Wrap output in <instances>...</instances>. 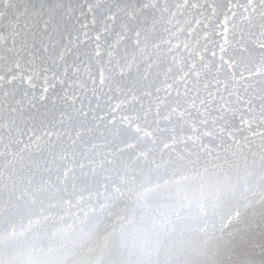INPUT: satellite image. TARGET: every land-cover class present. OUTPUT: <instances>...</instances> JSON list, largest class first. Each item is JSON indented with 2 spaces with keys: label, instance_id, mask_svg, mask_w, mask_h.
<instances>
[{
  "label": "bare ground",
  "instance_id": "obj_1",
  "mask_svg": "<svg viewBox=\"0 0 264 264\" xmlns=\"http://www.w3.org/2000/svg\"><path fill=\"white\" fill-rule=\"evenodd\" d=\"M179 1L0 0V113L2 114L3 111V114H7L12 110H15L16 114V110L22 111L21 113L24 112L25 115H22L24 118L22 117L21 119L22 122L24 121L23 124L20 119H18L21 117V113L20 115L15 114L18 117V123L21 125H16L19 129L24 127L25 124L27 125L25 122L27 120H25V118H28V114L31 115L33 109L43 107L40 109L41 112L38 115V119L45 117V120L47 118L46 116H48L49 120L51 119L48 123L46 122L47 124L43 123V127H45L46 130L50 122H53L54 120V111H57V113L60 111V114H62V105L64 103L68 104V102L73 99L71 102H75L76 105L78 103L77 106L80 111H82L87 118L97 123L98 127L95 126L96 124H93L94 127H96L94 130H97L101 126L102 129L97 130L96 132L104 136L106 135V137L108 136V133L106 134L103 131H110L112 128L109 127L114 123H112V120L115 115H113L114 113L110 115V113L115 110L116 106L119 107L117 104H120L122 110L120 108L121 111L118 109L119 114L118 111H115L117 112V116L114 117V121L117 119L116 122L118 124H116V122L114 124L117 127H113V125V130L110 131L114 132L117 130L115 128H118L119 133L116 132L117 135H115L114 132V135L118 137L119 134H129L127 126H132V123L134 124L135 121L133 122V120H135L134 118L138 113V110L136 111V109L139 107L142 106L141 109L144 111L140 112V114L142 113L145 117L148 116V112H157L158 115H162L163 110H166L168 107L171 109L172 103L170 104V102H173L175 98L171 101L169 99L170 102L166 101L165 99L168 94L165 98L164 88H166L168 93L173 91L174 96L175 91L178 93L181 90L183 91V89L185 90V88H183L185 84H188L187 87H192L189 83L191 84V80L195 81L196 77L202 80L200 85L199 82H197L200 80L195 81L197 84L194 82L198 87H203V83L204 87L205 85L208 86L203 88L207 90L206 92L203 90L204 93L202 92L201 94L202 99L201 97L198 98L203 101L202 106L205 104L204 113L207 112L206 114L208 115L207 123H205L206 115L203 113L204 110L200 112L199 109L198 111L200 105L198 106L196 104L198 102L194 103L195 99L193 103L198 106L196 107L197 110L192 112V109L196 106L195 105L192 107L191 111H186L188 112V114H186L187 117L190 118L189 120H191V114H197L195 115L196 118L193 116V119H196L197 121V119L200 118V122L198 120L197 123L194 122V124H198L199 122L201 123V126L199 124L198 126L194 125L195 129L191 130L192 127L189 123L193 120L188 124L185 123L188 118L184 116V109H181L183 105L181 106L180 102L182 100L180 101L177 99V101L179 100V103L175 101V103L177 105L179 104L181 108L178 107L179 105L177 108L176 104L173 102L175 105H172V109L175 110L174 107H176L177 110H183L182 112L184 113L181 116L186 118H184V124L182 123L184 119L178 117L182 114L181 112H177L179 115H173L174 112L168 113L169 115H172L170 118L175 119L173 116H177V119H175L176 121L182 118L183 120H179L182 124L178 123V121L177 123L180 125L186 124L187 128L190 126L188 129L192 131L191 138L195 136V141H197V139L198 141L202 140L203 142H201L205 143V147H202V145H200L201 147H198L200 141H197L196 148H194L195 141H192L193 139H188L190 137L184 138L187 134L183 135L184 131L182 130L180 131L181 133L177 131L180 127L177 128L178 126L175 125L177 123L173 119H171L173 123H175L173 124V129L167 127L172 125V122H169L170 118L168 117V114H166L170 109L163 112L162 115V117L167 115V118L164 121L167 122V119L169 118L168 122L171 123V125H168V122L166 124V122L163 121L166 125V130L164 127L165 125H162L163 127L161 126V124L164 123L158 122L159 117L160 121L164 118L157 116L156 119V114H154V116L152 115L153 117H150V119H155V121H152L151 119V126L153 123L155 126L158 123L156 126L157 128L161 126L164 128V131H169V129H171L168 134L169 137H171L172 131L177 128L175 131L176 135L173 133L174 137L180 133V135H183V139H187L186 141L191 140L190 143H193V145H191L192 147L188 145L189 141L188 144L185 141V145L183 144L184 142H182L183 145L178 143L179 145L174 147L172 145L175 142H173V144L170 143V145H172L169 146L168 141L166 142L170 148L168 150L167 145L160 139V142H163L164 145H166L165 147H161L166 154H158V152L163 153L162 150L159 151V149L154 151V148H157V146L153 148V152L150 151L151 154H144V158L146 160L149 159L151 162L155 159H162L163 161L160 163L162 164V162H164V166H166L167 163L172 164L173 160L174 162L175 160L177 162L179 160L180 165L186 166L185 170L186 168L189 169V171H186V174H183L182 177H178L174 174L175 176L170 178L163 176V173V175H157V173L152 175L150 173L152 171L151 169L143 171L146 164H144L145 167L142 164L140 166L139 161L138 166L135 164L136 162L133 164H135V167L140 166L139 169L144 167L142 168V171L139 169L134 171V169L132 172L130 171L131 173L129 172L127 174L122 171L124 174H115L114 176L112 175L113 173H111L113 171L112 169L99 170L92 167L94 164L92 160H86L85 158L83 162L81 161V165L75 168H71L69 165L63 166V163L67 164L65 160H59L58 165L61 164L62 166H53V168L51 167L52 169L46 167V165L25 166L24 164V166L19 167L15 162H7L8 159H12V156H14V151H11L12 155L7 150L5 153L3 148H7L8 145L9 149L11 146L13 148L18 143V141L17 143L15 142L19 139V136H17L18 139H15V136H11V139L14 137V142L11 139L7 142V138L5 139L3 137L6 133H4L5 135L1 134L2 137H0V139L4 138L5 140L3 139L2 141H4L5 144L6 142L9 143V141L12 142V144H15L11 146V143L5 146L2 145L3 150L2 152L0 151V257H2L0 260L3 258L24 256L25 254L24 252L22 253V247L25 242L29 241V237H37L42 238L43 240L45 238L49 240L50 244H52L47 251L43 249L44 251L41 250L43 253L34 255L37 259H40L41 264H46L49 260H53V262L56 260L53 264H94L95 261L100 263V254H96L101 251H103L101 252L103 254L105 252L103 259L107 255H110V258L112 259L115 257V254H118L117 258H119L121 262L124 261V264H197L193 263L191 260H199L201 263L207 264L211 261H218L226 256H229L230 258L234 256V258L239 259L247 253L250 254L251 258H254L257 264H264V247L260 248V245H258V243L264 244V0H187L190 5L185 4L186 0L184 3L185 5H181L184 0L180 1V4ZM191 3H193L192 6ZM175 4H177V7L180 5L183 7H178V9H181L182 11H180V14H177L179 10L177 9L176 11ZM172 6H174V8ZM171 8L177 13H173L170 16L169 13L171 12ZM66 10H69V15H66ZM165 16H167V18L170 16V18H168L167 21L165 20L166 22L161 23ZM130 24H133V27ZM116 42L121 43V45L127 50L126 54L118 57L119 60L125 64L123 69L124 74L120 72L124 75V81L120 84L118 83V86H120L121 90H126L129 95L126 93L127 96L123 97V93L121 94L122 96L118 93L113 94V96H111L112 100L110 98V103L112 106L116 104L114 108V106H106L109 103V100L104 99L107 104L105 102H99L100 98H103L105 90L102 92L103 95H100L101 92L98 93V96L100 95L99 97L95 94L97 90L96 92L94 91L97 87L100 89L99 85L102 84V82L104 83L109 80L110 77L109 79L106 80L105 78L104 80V75L98 77L92 74L90 75V71H87L86 75H90V77L92 76V80L87 76L90 78V81H87L86 75H84V73L82 74V72H84L83 68H85V65L90 68L93 66L94 69H96L97 66L101 65L102 60L107 59L106 57L97 56V53L95 52H93L95 55L90 54L91 51H89L90 53L87 52L88 49L92 50L90 49L92 44L96 46L95 43H98V46L100 45L103 46V48H106ZM96 49L92 51H95ZM98 50L100 51V49H97L96 52H98ZM38 52L42 54L44 53L42 59L40 57L42 55L40 53L38 54ZM85 53L86 55H84ZM34 55H37L40 57V60L43 61L41 62L39 60L44 64L41 70L33 68V66L37 64L35 62H38L37 60L39 59L36 56L37 60L35 61ZM78 63L79 66L77 65V69L81 67L80 64L82 65L84 63V66L80 68L82 72L80 69L77 70L78 72L80 71L79 74L76 70L75 72L78 76H84L75 77L74 74H77L72 73V70ZM116 64H118V62ZM37 65H39V62ZM86 68L85 71L88 70V68ZM116 71H118V69ZM193 77H195V79H190ZM91 81L92 83L88 84V82ZM113 81V84H115V79ZM118 81H116V83ZM182 83L184 84L182 85ZM92 84L95 85L92 86ZM195 84L192 88H194ZM118 86L116 87L117 89ZM113 89H115V87ZM197 89L198 88L192 90H194L195 96L197 95L198 97L200 96L198 95L200 94V88L199 91ZM188 90L190 91L191 88ZM111 91L114 92L116 90ZM191 92L193 93V91ZM184 93L186 94V92ZM192 93H189L190 97L194 94ZM91 95L92 99H90ZM105 95L107 96V92ZM180 95L176 97L178 98ZM170 96L173 97L172 95ZM97 97L99 100L96 103H105L104 107L101 108L103 109L101 111H99V108H96L98 105L95 102L93 103V100ZM181 97L182 96H180V98ZM192 100L193 99L191 98V101ZM55 106L56 108L53 110ZM63 106L65 107V105ZM74 106L73 108H75ZM99 106H101V104ZM94 107L99 109L94 112L95 116H93L94 114L92 113V111L96 110ZM5 109H7L8 112L5 111ZM75 109L70 111H76ZM111 109L112 111H110ZM141 109L139 108V110ZM172 109L170 110L171 112ZM133 111L134 113L136 111L135 115ZM196 111L198 112L196 113ZM82 112H80L82 114L81 116H83ZM98 112H101V114L98 115ZM70 113L72 114V122H74L73 118L77 122V119L74 117L75 115L73 116V113ZM80 113H78V115ZM198 113L202 116L199 114V117ZM6 114L3 116L0 115V120L3 119L2 117L6 116L5 120H7V122L2 120V122L5 123V126H7L6 124L9 125L11 122H8V115ZM50 115L54 116L51 117ZM78 115L77 118H85H81V116L78 117ZM118 115L121 118H119ZM204 116L205 119L202 118L204 120L203 124L201 122V117ZM120 119L121 121H118ZM44 120L42 122H44ZM56 121H58V118ZM60 121H64V119L61 117ZM13 122L9 126L10 131L12 130L11 126L14 124ZM30 122L31 121H29V123ZM76 122H74L76 125L74 124L72 128H75V126L76 128L79 127L77 126L78 122L81 127H84L86 124L84 123V125H82V121ZM127 122H129V124ZM105 123L108 126H105ZM55 124L50 125L55 127L50 129L51 133L52 130L53 132L56 130L57 124ZM126 124L128 125L126 126ZM147 125H149V123ZM147 125L144 126L145 128L140 126V129L142 130L143 128V131L146 132L147 136L145 135L144 137H146L150 143L155 138L157 141L154 142L155 140H153V142L157 144V142H159L158 138L156 139V136H159L156 135L158 129L156 130L155 126V128H153V126L151 127L150 125V128L147 129ZM191 125L193 126V123ZM12 127L14 128V126ZM57 127L59 128H57L54 133H56L58 129L60 131V128H62L60 126ZM86 127L89 129L88 126ZM106 127L108 128L104 129ZM76 128L74 130L75 132L76 130L78 132L79 130ZM87 128H83L82 131L84 132L88 130ZM90 128L92 129V127ZM19 129H17L18 132L22 129L24 131V128ZM91 129L88 130V133L95 135V137L98 138V133L97 135L95 134L96 132L93 134ZM133 129H131V133L129 134H132V137L136 136V134L132 132ZM160 129L161 128H159L158 132L160 131L159 134L161 138L163 137L162 134L164 132H161L162 129ZM188 129L186 133L188 131L190 133V130ZM13 130L15 132V129ZM50 130H46L48 133L47 135L45 131L43 133H45V139L48 138L46 139L47 142L49 141L52 143L51 139L53 137L50 136V140L48 137ZM135 130L139 131V126L136 127ZM135 130L133 131L135 132ZM61 131L63 132V129H61ZM72 131L73 129H71L70 133L68 130L67 134L68 132L73 134ZM138 131H136V133L137 135H140ZM139 132L142 133V131ZM145 132H143V134ZM76 133V137L75 135L69 136L70 134L65 135V132L60 135L63 134L65 137L68 136V138L74 136L75 140H79L80 137ZM88 133L86 134L91 137ZM7 134H9L8 137L12 135L10 133ZM23 134L24 132H21V135ZM165 134L167 135V132ZM44 135L42 134L43 137ZM102 135L98 138L99 140H101ZM77 136L79 138H77ZM88 136H86L85 140H87ZM173 136L171 137L172 139ZM36 137L37 136H35V138ZM65 137L64 139L67 138ZM93 137L91 138L92 142L90 139L87 140L88 142H84V139V141L80 140L81 143L78 141L80 145H78L73 138L69 139H71L70 141L73 140L75 142V146L77 144L76 147L79 146L80 148V146L82 147L84 145L83 147H86L84 149L88 151L89 148L85 144L88 145L89 142L93 143L98 140H93ZM106 137H103L101 141L104 140L103 142L105 143V140H108ZM179 138L182 139L181 137H177V142ZM111 139L113 138L110 137V140ZM115 139L116 138H114V140ZM117 139L120 140V138ZM176 139L174 141H176ZM20 140L21 139H19V142ZM23 140H25V138ZM114 140L113 144L117 142V140H115L116 142L114 143ZM137 140L138 139H136V141ZM148 140H146L147 143H149ZM22 142L23 144H21ZM47 142L46 144H43V147L44 145H47ZM99 142L100 141L97 143L99 144ZM103 142L100 144H103ZM121 142L122 141L119 143ZM179 142L181 141L179 140ZM21 143L19 144L22 145L24 150V144L26 146V143L24 141H21ZM109 143L110 142H108V144ZM117 143L116 145L120 147ZM122 143L123 146H125L124 142ZM139 143L140 141H138V144ZM176 143L174 145H177ZM94 144L95 143L92 144V148L95 147ZM100 144H96V147L100 146L101 149V146L103 145ZM110 144L109 147L112 146V144ZM52 145H54V143H52ZM72 145L74 144L72 143ZM72 145H70L71 148ZM157 145L159 147L161 146L159 144ZM76 147L74 149H76ZM104 147H106V145H104L102 149H104ZM143 147H140L141 150ZM166 147L168 151L166 150ZM54 148L56 149V147ZM121 148H123L122 145L119 150H121ZM145 148H147V146H145ZM151 148L148 149L151 150ZM69 149L70 147H68V150ZM84 149L83 152L86 153L87 151H84ZM139 149L137 148L134 151L139 152ZM25 150L27 149L25 148ZM111 150L114 151L115 148L108 149V152ZM125 150L126 148L124 147V151ZM19 151L16 155H18ZM49 151L50 150H48V152ZM124 151H120V155ZM131 152L129 153L130 157L132 156ZM99 153L102 155L101 151ZM33 154L36 155V152ZM55 154H57L56 151ZM103 154L105 153L103 152ZM30 155L29 157H32V154ZM62 155H65V153ZM89 155L90 153H88V156ZM66 156L68 155L66 154ZM125 156L129 159L127 155ZM139 159L143 162V157ZM217 160H222V162H217ZM24 161V163H26V159ZM104 161L106 163L109 162V164L113 166L115 165L109 160ZM156 161L157 160H155V163L158 162ZM117 162L115 161L114 163ZM148 162L146 163L149 164L150 162ZM223 162L227 165L229 164V167L232 165L233 168L234 165H239L237 167L238 169L234 168L235 171H233L230 170L231 167L228 171L224 170L225 168H229L227 165L226 167H223L224 169L220 167L224 170L223 173H225V175H223L221 172L222 170H217L215 168L217 163L218 165L221 164L220 166L225 165ZM179 163L177 164L179 165ZM161 164L157 163L159 168L163 165ZM117 165H115V167H118ZM149 165L151 166V163ZM152 165L153 166L151 167L156 169V165L153 163ZM127 166L129 168V165ZM158 166L157 169H159ZM168 167L167 169L172 166ZM174 167L175 166L173 165V168ZM218 167L219 166H217V168ZM119 168L122 169L121 166H119ZM148 170L151 171L149 172ZM160 170L162 171V169H159V171ZM202 170L205 172L204 174L207 173L208 175L205 176L200 173L201 176H199L196 174ZM217 171H220L221 173L219 175L225 176L226 178L224 177V179H227V181L228 176L226 173H231L232 171L233 175L228 174L231 176V181L236 183H239L240 180L242 182L244 181V196L236 203L234 202L235 204L231 202L235 196L224 201H198L197 197L199 196H197V194L205 190L207 191L209 183L211 184L210 178L213 177L214 172ZM215 175L219 176L218 174ZM217 179L218 177L216 180ZM223 181L220 180L224 185L227 184V181ZM220 182H218V187H220ZM224 185L221 186L222 189ZM222 192H224V190ZM226 193H228V191ZM236 193L237 192L235 191L234 195H236ZM225 197L227 196L225 195ZM31 218L33 221L36 220L40 222L38 224L33 223V226H25V228L14 231L16 225L23 220ZM144 222L150 223V229L164 225L165 227L161 226V228L166 230L171 229V231H173L172 229L178 228L182 230V233H180L179 236L177 235L178 238H169L165 235H157L158 237L152 238L153 236L150 237L148 235L151 238L148 245L150 244L151 246H149V248L147 246V248L143 249V252L145 253L141 256V253L139 252L142 250L140 249V245L142 244L140 243L144 241V238H142V236L140 237L142 238V241L140 240V242H136L134 241L135 238L133 240L131 237L133 233L127 235L128 237L124 238V240L120 238V236L118 238L113 236L112 240L109 239L111 241L105 240L107 237L104 235L106 238L101 242L99 241V244L89 246L92 242L101 238L99 236L104 234V230L106 229L117 231L122 228L136 227ZM92 223H94L93 225L96 223L99 226H96L97 228L91 232H86L85 235H81V232L76 233L80 230V226ZM205 228L214 234V237L217 238H215L217 244H215L216 241H213L215 245L211 244V241L208 243V239L204 238L201 240L199 239L200 241L198 239L195 240L197 236L196 234L199 235ZM138 232L134 233L136 234ZM127 233L128 232H125V235ZM169 233L171 232L169 231ZM109 235L107 236L109 237ZM225 235L226 237H224ZM199 236H201V234ZM57 240H63L64 242H58ZM147 240L145 239L146 242ZM112 241L116 243L117 247L112 246ZM133 241L137 243L138 246L135 245ZM235 242L238 244L239 250L236 249ZM131 243H134V245L139 248H136L135 246L130 248L132 245ZM26 244H28V242ZM126 245H130V247L125 249L124 246ZM41 247L42 246H40V248ZM65 247H67V252L70 249L71 252L73 249L75 252L73 254L70 252L69 256L65 257L63 256V248ZM115 249H117V251L113 252L112 250ZM68 253L66 255H68ZM103 254H101L100 257H102ZM111 254H113V256ZM209 254L210 258H208ZM96 256L98 257L94 260V257ZM117 258L115 257L114 259ZM111 259H108L105 263L104 260L103 263L112 264L113 262ZM228 260L226 263L230 262V260Z\"/></svg>",
  "mask_w": 264,
  "mask_h": 264
},
{
  "label": "rangeland",
  "instance_id": "obj_2",
  "mask_svg": "<svg viewBox=\"0 0 264 264\" xmlns=\"http://www.w3.org/2000/svg\"><path fill=\"white\" fill-rule=\"evenodd\" d=\"M178 1H179V0H178ZM180 1H182V0H180ZM180 1H179V4H180ZM189 1H191V0H189ZM184 3H185V0L183 1V3H181V5H185V4H187V5L189 4V5H190V3H188L187 0H186V3H185V4H184ZM193 3H194V1H193ZM193 3H191V6H192ZM177 4H178V3H177ZM177 4L174 5V6L176 7V8H175L176 11H177L178 7L183 8V7H181V5L177 7ZM179 4H178V5H179ZM174 6H172V7L174 8ZM189 7H190V6H189ZM173 8L170 9V11H171V12L169 13L170 16H171V14H173V13H174V14L177 13V12H175V10H174ZM173 10H174V11H173ZM178 10H179V9H178ZM180 11H181V9L179 10V12H178L177 14H180V13L182 12V11H181V12H180ZM66 12H67L66 15H69V10H66ZM170 16H168V18H170ZM165 17H166V19H165ZM165 17H164L163 22L161 21V23H164V22L167 21L168 18H167V16H165ZM165 20H166V21H165ZM134 23H135V22H134ZM130 25H131V24H130ZM130 25H129V26H130ZM131 26L133 27V24H132ZM131 26H130V27H131ZM134 26H135V24H134ZM143 32H146V31H143ZM143 32H142V33H143ZM95 44H96V46L92 44V45H91L92 47H90V49L94 50V49H96V48L98 47L97 49H100V51L98 50V52H96L97 49H96L95 51H92V50H89V49H88L87 52L91 51V53H90V52H89V53H90V54H94V55H95V53H97V56L106 57L107 59L102 60L101 65H100V66H97L96 69H94V67L91 66V65H90V66H91L92 68L88 67L87 65L84 66V63H83L82 65L80 64V66H81V67L84 66L85 68H86V66H87L88 70L85 71V68H83V69H84V70H83L84 72H82V70L80 69L81 67L78 68V69H80V71L82 72V74L84 73V75H86V72H87V71H90V73H89L90 75L92 74V75H95V76H98V77L104 75V76H103V77H104V80H105V78H106V80H107V79H109V77H110L109 80L105 81L104 83L102 82V84H100L101 86L99 85L100 89H98V87H97V88H95V90H94L95 92H96V90H97V92L95 93L96 96H98V93L101 92L100 95H103V94H104L105 97L103 96L102 99L100 98V100H101V101H100L99 98H98V97L100 96V95H99V96L97 97L98 99L96 98V99L93 100V103H94V102L96 103L98 100H99V102H105V103H106V100H109V103H108V104L106 103V104H107L106 106H109V105L112 106L110 102H111V100H112L111 96H113V94L118 93L119 95H121V94L123 93V97L127 96L126 93L128 94V92H127L126 90H121L120 86H118L120 83H122V82L124 81V78H123L124 75H122V73H123V69H124V65H125V64L122 63L121 60H119L118 57L121 56V55L126 54V51H127V50H126V49L121 45V43H119V42L113 43L112 45H110V46H108V47H106V48H103V46H100V45L98 46V43H95ZM117 44H118V45H117ZM119 46H120V47H119ZM94 47H96V48H94ZM93 48H94V49H93ZM87 52H86V53H87ZM93 52H95V53H93ZM117 52H119V53H117ZM39 53H40V52H38V54H39ZM86 53H85L84 55H86ZM89 53H88V54H89ZM38 54H37V55H38ZM40 54L42 55V56H40L41 59H42L44 53H43V54L40 53ZM114 54H115V55H114ZM37 55H36V56H37ZM116 55H117V56H116ZM34 56H35V55H34ZM36 56H35V59H34L35 61L37 60ZM44 56H45V55H44ZM37 57H38V56H37ZM40 57H38L39 59L37 60V61L39 62V65H37L38 62H35V63H37V64L33 66V68H35V69H37V70H41L42 67L44 66V64L41 63V62H43V61L40 60ZM116 57H117V58H116ZM114 58H116V59H114ZM113 59H114V60H113ZM39 60H40L41 62H40ZM116 60H117V61H116ZM115 62H116V63L118 62V64H116ZM40 63L42 64V66H41ZM113 63H114V64H113ZM77 65L79 66V63L75 65L74 69L72 70V73H76V72H77V73L79 74L80 71H79V72L77 71V70H78V69H77ZM88 65H89V64H88ZM109 65H110V66H109ZM112 65H113V66H112ZM114 65H115V66H114ZM118 65H119V66H118ZM121 66H122V70H121ZM40 67H41V68H40ZM113 67H114V69H113ZM115 67H116V69H115ZM87 68H86V69H87ZM89 68H90V69H89ZM119 68H120V69H119ZM117 69H118V71H116ZM75 70H76V72H75ZM73 71H74V72H73ZM106 71H107V72H106ZM104 72H105V73H104ZM120 72H122V73H120ZM124 72H125V71H124ZM77 73H76V74H77ZM96 73H97V74H96ZM78 74H77V75L74 74V76H75V77L84 76V75H79V76H78ZM123 74H124V73H123ZM90 75H86V77H87V76L90 77ZM105 75H106V76H105ZM72 76H73V74H72ZM86 77H85V78H86ZM87 78H88V77H87ZM87 78H86L87 81L92 80V76L90 77L91 79H90V78L87 79ZM89 79H90V80H89ZM111 79H113V80L115 79V84H116V86H115V84H113L114 81L111 80ZM116 79H117V80H116ZM190 79H195V77L190 78ZM110 80H111V81H110ZM118 80H119V81H118ZM196 80H200V81H197V82H199V85H200L201 82H202V80H201L200 78H198V77H196L195 81H196ZM116 81H118V82L116 83ZM195 81L191 80V81H190L191 84L189 83V85H192V87H193V85L196 83ZM108 82H109V83H108ZM181 82H183V81H181ZM194 82H195V83H194ZM91 83H92V81H91V82H88V84H91ZM106 83H108V84H106ZM118 83H119V84H118ZM192 83H193V84H192ZM183 84H184V83H182V85H183ZM196 84H197V83H196ZM196 84H195L194 88H192L191 86H190V87H187L188 84H185L186 86L184 85V87H183V88H185V90L183 89V91L181 90L182 92L180 91V92H178V93L175 91L174 96H173V91H171V92L168 93V92L166 91V88H164V90H165V91H164V93H165V98H166V96H167V94H168V96H167L168 99L166 98L165 100L168 101V102H170L171 100H173V98H175L174 101H173L174 103H175V101H176L177 103H179L178 101H179V100H180V101L182 100V101L180 102V105H181V106L183 105L182 108L180 107L179 104H178V105H179V106H178V105L175 103V104H176V107L178 106L179 108L184 109L185 114H186V113L188 114L189 110L191 111L192 107H194L196 104H197L198 106H199V105L202 106V102H203V101L201 100V99H202V97H201L202 95H201V94H202L203 90H205V92H206V90H207V89H203V88L208 87V86H206V85H205V87H204V83L202 84L203 87H201V86L198 87ZM93 85H95V84H92V86H93ZM105 85H106V86H105ZM107 85H108V86H107ZM109 85H110V86H109ZM112 85H113V88L115 87V89L112 88ZM122 85H123V84H122ZM89 86H90V85H89ZM102 86H103V87H102ZM117 86H118V89L116 88ZM196 86H197V87H196ZM105 87H106V88H105ZM121 87H122V86H121ZM195 87L198 88V89H197L198 91H199V88H200V94H198V95H200V96H198V97H197V95L195 96L194 90H192V89H196ZM107 88H108V89H107ZM190 88H191V90L189 91L188 89H190ZM119 89H120V90H119ZM104 90H105V91H104ZM106 90H107V91H106ZM111 90H116V91H114V92H115V93H114V92H112ZM197 90H195V91H197ZM103 91H104V93L102 94ZM109 91H110V92H109ZM119 91H120V92H119ZM123 91H124V92H123ZM191 91H193L194 94H193ZM198 91H197V92H198ZM106 92H107V96L105 95ZM111 92H112V93H111ZM184 92H186V94H185ZM188 92H189V93H192L193 95L191 94L192 96L190 97V95H189ZM197 92H196V94H197ZM124 93H125V94H124ZM171 93H172V94H171ZM203 93H204V92H203ZM109 94H111V95H109ZM176 94H178V95L181 94L180 96H182V97H181L182 99L180 98V96L177 98L176 96H178V95H176ZM182 94L185 95V96H183ZM108 95H109V97H108ZM128 95H129V94H128ZM170 95H172L173 97H171ZM187 95H188V97H187ZM96 96H95V97H96ZM121 96H122V95H121ZM163 96H164V94H163ZM183 97H185V98H183ZM189 97H190V98H189ZM199 97H201V99H198ZM72 98H74V97H72ZM108 98H109V99H108ZM110 98H111V100H110ZM191 98L193 99L192 101H191ZM196 98H197V101H196ZM90 99H92V95L90 96ZM104 99H106V100H104ZM169 99H170V101H169ZM177 99H179V100L177 101ZM187 99H190V100H187ZM194 99H195V101H194ZM72 100H73V99H71V100L68 102V104L64 103L63 105H65V107L62 105V107H61V109L63 110V111H62V114H60V111H59L58 113H57V111H56V112L54 111V115H55V116H54V115H50L51 117L54 116V120H53V118H52V120H53V122H54V121H55V122L53 123V122L51 121L50 124L48 125L49 128L46 126V127H47L46 130L48 131V130H50V129H52V128H55V127H53V126H50V125H54L55 123L57 124V126L62 127V128H60V131H59V129H58L59 132L57 131L56 133H54V132L57 130V128H59V127H57V126H56V130L54 129V130H55L54 132H53V130H52V133H53V134L51 133V130H50V132H49V136H48V137H49V140L51 139L50 136H52L53 138L51 139V141H52V143H54V145H52V143H50L49 141L47 142L46 139H48V138L45 139V135H44L45 133H43L44 131L46 132L45 127H43V126H44L43 123L47 124L51 119L49 120V119H48V116H46L47 118H46L45 120H44L45 117H44V118L42 117V118L38 119V115H39V113L41 112L40 109L43 108V107H37V108L33 109V111H31V115H32V116H31L30 114H28V118H25V120H27V121H25V122L27 123V125L25 124L24 127H21V128H20V129L24 128V131H23V129H22L21 131H19L20 134H19V132L17 131V129H19V128H17L16 125L19 124V123H18V122H19L18 119H20V121L22 122V120H21L22 117H23L22 115H23V114L25 115V113H24V112L21 113L22 111H20V110H16V112H17L18 115H20V113H21V117L18 118V117L16 116L17 114L15 113V110H12V111L8 112V110L5 109V111L8 112L7 114L5 113L6 115H8V116H7V117H8V122H9V121H11V122L9 123V125L6 124L8 127L5 126V123H4V122H7V120H5V119H6V116L2 117V118H3L2 120H3L4 122H2V120H0V137H2L1 134L6 133V135L4 134L5 136H3V137H4L5 139L7 138V139H6L7 142H8V140L11 139V136H15V139H18L17 136H19V139H21L20 142H19V139L16 140L15 143H17V141H18V143H17L18 145L16 144L13 148H12L11 145H13V144H15V143L12 144V142L9 141V143L6 142V144H5V142L2 141L4 138L0 139V141H1V143H2V144L0 143V151H1V152H2V150H3V149H2V145L5 146V145H8V144H10V143H11V144H10V146H11L10 149H11V150L8 148L9 145L7 146V148H6V147H3L4 150H5V153L8 151V152H10V153L12 154V152L14 151V153H13L14 156H12V159H8L7 162H8V161H9L10 163H11V162H15V163H17L16 165L19 166V167H22V166H24V164H25V166H28V165H31V166H43V165H46V167H50V168L52 167V168H53V166H57V165H58L59 160H65V162H67V164H64V163H63V166H65V165H69V166H71V168H75V167H78V166L81 165V161L83 162V160H85V159H86V160H87V159H90V160H92V161L94 162V164L92 165V167H95V168H97V169H99V170H111V169H112L113 171H112L111 173H113V174H112L113 176H114L115 174H124L123 172H125V173L127 174V173H129L130 171L132 172L134 169H135L134 171H137V170L140 168L141 164H142L144 167H145L144 164H146V167H145V169H143V171H146L147 169H151V170H152V171L150 170L151 172H150L149 170H148V171H149L152 175H154V174H156V173H157V175L163 173V174H164V175L162 174L163 176L170 177V178H172V177L175 176V175H177L178 177H182L183 174H186V171H189L188 168H186V170H185V167H186V166H184V165H180L179 160H178V162H177L176 160H175V162H174V160H173V163L171 162V163L175 166V167L173 168V165H172V164H168V163H167L166 166H164V165H165L164 162H162V164L164 163L163 165L160 163L161 161H163L162 159H160V160L155 159V160L158 161V162L156 161L157 163H159V164L162 165V166L160 165L161 167L159 168V166L157 165V163H155V160H152V162L149 161V159L146 160V159L144 158V154H145V155H146V153H147V154H151L150 151L153 152V148L156 147V146H157V148H154V151H155V150H158V149H159V151H161V150L163 149V148L161 149V147H165L166 145H167L168 150H169V149H170L169 146H171V145L173 144V142H175V143L177 142V139H176V138H177V137H181V138H182V136L185 135V134H187V136H184V138L190 137V138H188V139H191V140L193 139L192 141H195V140H194V139H195V136H194L193 138H191V137H192V136H191V132H192L191 130L195 129V128H194V125L198 126V124H199V125L201 126V123H199V122H200V118L197 119V121L199 120L198 124H194V122L197 123V121H196V119H193V118H194L195 115H197V114H194V115L191 114V115H190V116H191V120H189L190 118L187 117V114H186V115L184 114V116H186V117L188 118V119L186 120L187 122H185V119H186V118L184 117V118H185V119H184V118L181 116V115H183V113H184V112H182L183 110L178 109V110H179V111H178V110L176 109V107H174L175 110H173V109H172V108H173L172 105L174 106L175 104L171 101L170 104L172 103V105H171L172 112L170 111V110H171L170 107H168L166 110H169V109H170V110H169L166 114H168V113H173V112H174L173 115H174V114L177 115V114H178L177 112H179V113L181 112L182 114H180V116H178V117H182V118L184 119V121H182L183 124H184V122H185L186 124H188L190 121L193 120L192 122L189 123L190 126L192 127L191 130H190V129H188V128H190V126H188V128H187V125H186V124H185V125H180V124H182V123H180L179 120H183L182 118H180L179 120H177L178 123H180V124H178L177 121L175 120V119H177V118H176L177 116H173V117L175 118V119H173V118H170V117H172V115H171V114H170V115L168 114V117L170 118V119H169V118H168V119H169L170 121L167 119V122H168V121H169V122H172V125H171V123L168 122V123H169L168 125H171V126H167V127H168V128H170V127H171V128L174 127L173 124H175V123H173V121L171 120V119H173V120L177 123V124H175L176 126H178L177 128L180 127V129L177 130V131H179V132H180L181 130L184 131V134H183V132H182L183 135H180V133H181V132H180V133L177 134V136L174 137L173 135L176 133V132H175L176 129H177V128H176V129L173 130L172 133H171V137L173 136V139H172L171 137L168 136V134L170 133L169 131H170L171 129H169V131H164V128H162V127L165 125L164 122H166V121H164V120H166V118H167V115H165V113H164V115H165L166 117H165V116L162 117V115H163V112H166V110H163V111H162V115H158L157 112H156V113H155V112H150V113L148 112V114H147L148 116H146V117H147V118H146L144 115H142V113L140 114V112H143V111H144V110L141 109V108H142V106H141V107H139L141 110H139V108L136 109V111L138 110V111H137V112H138L137 114H136V111H135V113H134V111H133L134 115L136 114V116H135V118H134L135 120H133V122L135 121L134 124L132 123V126H131V125H128L129 122H130V121H129V122H127L128 124H126V126L128 125L127 127H128V129H129V130H128V131H129V132H128L129 134L131 133V129L134 128L133 130H135L136 127H138V126H139V131H142V133L139 132L138 130H135V132L132 130V132H133L134 134H136V136H134V134H133L134 137H132V134H131V135H129V134L120 135V134H119L118 137H116L115 135H117V133H119V131H118L119 129H118V128H115V129H117V130L114 129V130H115V131H114V132H115V135H114V132H113V131H112V132H113V135H112V132H110V131L113 130V127L116 126V125H114L115 122L117 121V119H115L116 121H114V117L117 116V114H116L117 112H115V111H118V114H119V110H120V109L122 110V108H121L122 106H121L120 104H117V105H119V107L116 106V108L118 107L117 110H116V108H115V105H116V104H115V105H113L114 108H115V110H113V111H112V109L110 110V111H112V113H110V115L114 113L113 115H115V116L113 117V115H112L113 120L111 119L112 117L109 118V119L112 120V123L114 122V123L109 127V128H112V129H111L110 131H109V130H106V131H108V132L103 131V132L106 133V134L108 133V136L110 135L109 137H108V136L106 137V135L104 136V135L99 134L98 132H96L97 130H101V129H102L101 126H100L97 130H94V129H96V127H94L93 124H96L95 126L98 127L97 123H95V121L93 122V120L87 118L86 115H84V113H83L82 111H80V109L78 108V106H77L78 103H77V105H76L75 102H71ZM95 100H96V101H95ZM184 100H185V101H184ZM186 100H187V101H186ZM200 100H201V101H200ZM183 101H184V102H183ZM188 101H190V102H188ZM193 101H194V103H195V102H198V103H196V104L194 105ZM199 101H200V103H199ZM99 102H98V103H99ZM107 102H108V101H107ZM112 102H113V101H112ZM186 102H188V103H186ZM191 102H192V103H191ZM69 103H70V104H69ZM71 103H72L73 105H72ZM98 103H96L98 106H97V105H95V106H97L96 108H99L100 110H99V109H96V108L94 107V109H96V110L93 109V110H94V111H92L93 114H94V112L97 111V110H99V111L103 110V109H101V108L104 107V104H105V103H103V104H102V103H99V104H98ZM113 103H114V102H113ZM113 103H112V104H113ZM182 103H183V104H182ZM184 103H186V104H184ZM100 104H101V106H99ZM39 105H40V104H39ZM74 105H75V106H74ZM102 105H103V106H102ZM191 105H192V106H191ZM197 105L194 107V109H192V112H193L194 110H197V108H196V107H198ZM41 106H42V105H41ZM73 106H74L76 109L73 108ZM76 106H77V107H76ZM106 106H105V107H106ZM110 106H109V107H110ZM113 106H112V107H113ZM200 106H199V107H200ZM67 107H68V108H67ZM71 107H72V108H71ZM109 107H108V108H109ZM112 107H111V108H112ZM178 107H177V108H178ZM183 107H185V108H183ZM190 107H191V108H190ZM199 107H198V111H199V109H200V112H202V110H204V111H203V113H204V112H205V108H204V107H205V104H203V106H202L201 108H199ZM55 108H56V106L54 107L53 110H55ZM77 108H78V110H79L80 112L83 113V116H81L82 114L77 110ZM114 108H113V109H114ZM119 108H120V109H119ZM187 108H189V109H187ZM202 108H204V109H202ZM74 109H75L77 112H76V111H70V110H74ZM118 109H119V110H118ZM34 110H35V111H34ZM121 110H120V111H121ZM69 111L73 113V116L75 115L74 117L77 119V122H78V121H82L83 124L80 123V124H82V125H84V123H86L84 127H81V125H79V122L77 123V122L75 121V119L73 118L74 122H76V123L78 124L77 126H79V127H77V128H76V126H75V128L79 130L78 132H77V130H76L77 133H76L75 130H74L75 128H72V127L74 126L75 123L72 122V119H71V118H72V116H71L72 114H71ZM186 111H188V112H186ZM198 111H196V113H197ZM194 112H195V111H194ZM32 113H33V114H32ZM74 113H75V114H74ZM78 113H80V114L78 115ZM106 113H107V112H106ZM152 113H153V114H152ZM203 113H202V114H203ZM206 113H207V112H206ZM206 113H204V114L206 115V119H205V116H204V117H201V119H202V118L205 119V123H207V119H208V118H207L208 115H207ZM5 114H3V111H2V114L0 113V115H2V116L5 115ZM15 114H16V115H15ZM26 114H27V112H26ZM76 114L78 115V117L81 116V118H82V117H83V118L85 117V118H84V119L77 118V115H76ZM100 114H101V112H98V115H100ZM103 114H104V112H103ZM103 114H102V115H103ZM154 114H156V115H155V118H156L157 116H161L162 118H164V119H161L162 121H160V117H159V121H158L159 123H160V122L164 123V124H161V126L163 125L162 127H161V126H160V127L158 126L159 128L162 129V130L160 129L161 132H164V133L162 134L163 137H161V138H160V134H159L160 131L158 132L159 128L156 127V126L158 125L157 121H156V123H157L156 126H155L154 123L152 122V123H153V125H152L153 128L156 127V130L158 129L156 135H159V136H156V139L158 138V141H159V142H160V139H161V141H164V143L166 144V145H164L163 142H160L161 144H160L159 142H157V144L161 145L160 147H159L157 144L154 143V142L157 141V140H155V138L153 139V140H155V141L153 142V140H152L151 143H153V144H151L150 141H149L146 137H144V136L146 135V132L143 131V128H142V130L140 129V126H142V124H143L145 121H147V119H148L149 122L147 121L146 123H147V124L149 123V125H150V121H151V119H152V118L150 119V117H153ZM199 114H200V113H198V116H199ZM48 115H49V113H48ZM61 115H62V116H61ZM96 115H97V113H96ZM98 115H97V116H98ZM104 115H105V114H104ZM110 115H109V117H110ZM137 115H138V116H137ZM140 115H142L143 118H142V116H140ZM152 115H153V116H152ZM178 115H179V114H178ZM200 115H201V114H200ZM68 116H69V118H68ZM93 116H95V114H94ZM190 116H189V117H190ZM193 116H194V117H193ZM198 116H197V117H198ZM201 116H202V115H201ZM25 117H26V116H25ZM30 117H31V118H30ZM32 117H33V118H32ZM51 117H49V118H51ZM55 117H56V118H55ZM61 117H62V119H64V121H60V118H61ZM118 117L121 118L119 115H118ZM140 117H141L142 119H141ZM199 117H200V116H199ZM9 118H10L11 120H10ZM15 118H16V119H15ZM17 118H18V119H17ZM23 118H24V117H23ZM57 118H58V121H56ZM119 118H118V119H119ZM195 118H196V117H195ZM29 119H30V120H29ZM78 119H80V120H78ZM144 119H146V120H144ZM149 119H150V120H149ZM156 119H157V118H156ZM15 120H16L17 122H16ZM43 120H44V122H42ZM46 120H47V121H46ZM83 120H85V121H83ZM86 120H87V121H86ZM153 120L155 121V119H152V121H153ZM13 121H14V122H13ZM29 121H31V122L29 123ZM118 121H121V119L118 120ZM141 121H142V122H141ZM163 121H164V122H163ZM1 122H2V123H1ZM12 122H13L15 125H14V124L12 125V126H14V128L11 126V129H12V130L10 131V130H9V126H10V124H11ZM21 122H20V123H21ZM23 122H24V121H23ZM23 122H22V124H23ZM46 122H47V123H46ZM87 122H88V123H87ZM98 122H100V121H98ZM131 122H132V121H131ZM167 122H166V124H167ZM201 122L204 124V120H203V119L201 120ZM59 123H61V124H59ZM72 123H73V124H72ZM146 123H144V125H143L142 127H144L145 125H147ZM152 123H151V124H152ZM156 123H155V124H156ZM192 123H193V126L191 125ZM2 124H3L5 127H4ZM40 124H41V125H40ZM56 124H55V125H56ZM58 124H59V125H58ZM71 124H72V125H71ZM89 124H90V125H89ZM91 124H92V125H91ZM105 124H106V123H105ZM110 124H111V123H110ZM110 124H109V125H110ZM116 124H118V123L116 122ZM203 124H202V125H203ZM29 125H30V126H29ZM75 125H76V124H75ZM113 125H114V126H113ZM134 125H135V126H134ZM149 125L146 126L147 129L150 128ZM159 125H160V124H159ZM2 126H3V127H2ZM15 126H16V127H15ZM19 126H21V125L19 124ZM19 126H18V127H19ZM22 126H23V125H22ZM27 126H28V128H27ZM70 126H71V127H70ZM86 126H88L89 129H91L90 127H92L93 130L91 129V132H92L93 134L96 132V133H95L96 135H97V133H98V135H99V136L97 135L98 138L101 137V135H102V138H103V137H106V139L108 138V140H105V141H106L105 143L103 142L104 140L101 141L102 138H101V140H99L98 138L95 137V135H92V134L88 133V130H89V129H88ZM103 126H104V125H103ZM105 126H108V125L106 124ZM112 126H113V127H112ZM133 126H134V127H133ZM150 126H151V125H150ZM152 126H151V127H152ZM154 126H155V127H154ZM181 126H183V127H181ZM184 126H185V128H187L188 130H190V133H189V131L186 133L187 129H185ZM50 127H51V128H50ZM116 127H117V126H116ZM130 127H131V128H130ZM164 127H165V130H166V125H165ZM16 128H17V129H16ZM83 128H87L88 130L84 129V130H86V131L83 132V131H82ZM107 128H108V127L104 128V129H107ZM144 128H145V127H144ZM181 128H182V129H181ZM183 128H184L185 130H184ZM2 129H3V131H2ZM5 129H6V131H5ZM7 129H8V131H7ZM13 129H15V132L18 133V134H16V133L14 132ZM20 129H19V130H20ZM61 129H63V132L61 131ZM71 129H73V131H72L73 134H70V133H71ZM104 129H103V130H104ZM125 129H126V128H125ZM137 129H138V128H137ZM172 129H173V128H172ZM42 130H43V131H42ZM65 130H66V131H65ZM68 130H69V132H70V133L68 132V134H70L69 136L75 135V133H76V134L80 137V138H79V137L77 136V138H79V140H77V139L75 140L76 135H75V137L73 136L74 138H73V137H69V138H71V139L73 138V140L76 141L78 145H80V144H79L80 140H81V141H84V140L86 139V136H88L86 133H88L91 137L88 136V137H87V140L90 139L91 142H92V139H91V138L94 136V137H93V138H94L93 140L98 139L97 142L100 141L99 144H100L101 142H103V144H100V145H103V146L106 145V147H104V149H102L103 146H101V147H102L101 149H100V146L96 147V144H97V145H99V144L95 141V142H93V143H95L94 145H95L96 149H95V147H93V148H94V149H93V148L91 147L93 143L89 142L88 145L84 143V142H86L87 140H85V141L82 142V143L85 144V145H86L89 149H91L92 151L89 150L88 148H87V149H88L89 152H88L86 149H84V148H86V147H83V146H84L83 144H81V145H83V146H82V147L80 146V148H79V146L76 147L77 144H76V146H75V142H74L73 140L70 141L71 139H69L68 136H66L67 138L65 137V135H68V134H67V131H68ZM145 130H146V129H145ZM136 131H138V133H140V135H137ZM12 132H13V133H12ZM21 132H22V133L24 132V134H23L24 136L21 135ZM60 132L63 133V134H64V132H65L66 134H65V135H63V134L60 135V134H61ZM85 132H86V133H85ZM100 132H101V131H100ZM116 132H117V133H116ZM143 132H145V133L143 134ZM166 132H167V135L165 134ZM7 133H10V134H12V135H10V137H8L9 134H7ZM36 133H37V134H36ZM39 133H40V134H39ZM58 133H59V134H58ZM80 133H81V134H80ZM109 133H110V134H109ZM173 133H174V134H173ZM15 134H16V135H15ZM38 134H39V135H38ZM42 134L44 135V137L42 136ZM47 134H48V133L46 132V135H47ZM50 134H51V135H50ZM85 134H86V135H85ZM142 134H143V135H142ZM164 134H165V135H164ZM189 134H190V135H189ZM175 135H176V134H175ZM178 135H180V136H178ZM188 135H189V136H188ZM192 135H193V133H192ZM22 136L25 138V140H23L24 138H23ZM35 136H37V137L35 138ZM38 136H39V139H38ZM62 136H63V137H62ZM114 136H115V137H114ZM119 136H120V137H119ZM138 136H139V137H138ZM146 136H147V135H146ZM40 137H41V138H40ZM46 137H47V136H46ZM64 137H65L66 139H64ZM84 137H85V138H84ZM110 137H112L113 139L110 140ZM164 137H165V139H164ZM167 137H169V138H167ZM8 138H9V139H8ZM62 138H63V139H62ZM81 138H82V139H81ZM114 138H116L115 140H117L118 143L114 140ZM117 138H120V140H118ZM131 138H132L133 140H132ZM166 138H167V139H166ZM170 138H171V139H170ZM5 139H4V140H5ZM13 139H14V137H13ZM13 139H11V140L14 142L15 139H14V140H13ZM40 139H42V140L44 139V140H43L44 143H43V141L40 140ZM83 139H84V140H83ZM122 139H124V140H122ZM136 139H138V140L136 141ZM144 139L148 140L149 143H147V141L144 140ZM149 139H150V138H149ZM175 139H176V141H174ZM182 139H183V138H182ZM182 139L179 138V139H178V142L176 143L177 145H174V144H175V143H174L172 146H174V147L176 146V147H177L180 143L182 144V142H184L183 144L185 145V144H186L185 141H186L187 139H183L184 141H183ZM39 140L41 141V143H40ZM45 140H46V141H45ZM68 140L70 141V143H69ZM113 140H114V143L116 142L117 144H119L120 147H121V145H122L123 148H121V150H119L120 147H118V145H116V143L113 144ZM150 140H151V139H150ZM172 140H173V141H172ZM179 140H180L181 142H179ZM191 140H188V141H189V144H188V141H186L187 144H188L189 146L193 145V143H190ZM21 141H24V142L26 143V146H27V147L25 146V144H24V147H25L27 150H25V148H24V150H23V147H22V145H21V144H23V142L21 143ZM38 141H39V142H38ZM63 141H65V142H63ZM78 141H79V142H78ZM107 141L110 142V143L112 144V146H111L112 148L109 147V144H110V143L108 144ZM120 141L124 142L125 146H123V143H122V142H121L122 144L119 143ZM130 141H133V142H130ZM134 141H135L137 144H136ZM138 141H140L139 144H138ZM144 141H145L146 143H145ZM168 141H169V143H168L169 146H168V144L166 143V142H168ZM197 141H198V139H197ZM197 141L194 142V143H195L194 146H193L194 148H196V142H197ZM199 141H200V140H199ZM199 141H198V142H199ZM201 141H202V140H201ZM201 141H200V144H199V145L197 144L198 147H199L200 145H202V147H205V143H202L203 141H202V142H201ZM36 142H37V143H36ZM46 142H47V145H48V146H47V145H44V147H43V144H46ZM87 142H88V141H87ZM142 142H143V144H142ZM3 143H4V144H3ZM19 143H21V144H19ZM38 143H39V144H38ZM49 143H50V144H49ZM72 143H73L74 145H72ZM80 143H81V142H80ZM90 143H91V145H90ZM127 143H128V144H127ZM129 143L132 144V145H130ZM170 143H172V144L170 145ZM178 143H179V144H178ZM35 144H36V145H35ZM66 144H67V145H66ZM111 144H110V145H111ZM120 144H121V145H120ZM140 144H141V146H140ZM149 144H151L152 146L149 145ZM162 144H163L164 146H163ZM183 144H182V145H183ZM40 145H41L42 147H41ZM65 145H66V146H65ZM68 145H69V146H68ZM70 145H72V148H71ZM94 145H93V146H94ZM107 145H108V146H107ZM115 145H116V146H115ZM136 145H137V147H136ZM144 145L147 146V148H145ZM203 145H204V146H203ZM206 145H207V143H206ZM35 146H36V147H35ZM38 146H39V147H38ZM45 146H47V147H45ZM49 146H50V147H49ZM51 146H52V147H51ZM127 146H128L129 149L127 148ZM130 146H131V148H130ZM138 146H139V147H138ZM143 146H144V147H143ZM16 147H17V148H16ZM20 147H21V148H20ZM54 147H56V149H55ZM58 147H59V148H58ZM68 147H70L69 150H68ZM75 147H76V149H74ZM113 147L115 148V150H114V151L111 150L112 152H111V151L108 152V149H113ZM124 147L126 148L125 151H124ZM135 147H136V148H135ZM140 147H141V148L143 147V149L141 150ZM151 147H152V148H151ZM158 147H159V148H158ZM167 147H166V150H167ZM174 147H171V148H174ZM191 147H192V146H191ZM200 147H201V146H200ZM42 148H44V149H42ZM66 148H67V149H66ZM82 148L84 149V151H87L88 153H90V155L88 156V153H87V152L84 153ZM105 148H106V151H105ZM107 148H108V149H107ZM133 148H134V149H133ZM137 148H138V149L140 148V149H139V152H138V151H134V150L137 149ZM148 148H149V149L151 148V150H149ZM12 149H15V150H12ZM28 149H29V150H28ZM40 149H41V150H40ZM45 149H46V150H45ZM79 149H80V151H79ZM116 149H117V150H116ZM145 149H146V150H145ZM6 150H7V151H6ZM16 150H17V151H16ZM19 150H20V151H19ZM43 150H44V151H43ZM48 150H50V151L48 152ZM52 150H53V151H52ZM57 150L60 151V152H58ZM63 150H64L65 152H64ZM93 150H94V151H93ZM96 150H97V151H96ZM128 150H130V151H128ZM144 150H145L146 152H145ZM164 150H165V149H164ZM166 150H165V151H166ZM168 150H167V151H168ZM11 151H12V152H11ZM18 151H19V153H18V155H16ZM22 151H23L24 153H23ZM25 151H27V152H25ZM29 151H30V152H29ZM41 151H42V152H41ZM51 151H52V154H51ZM55 151H56L57 154H55ZM69 151H70V152H69ZM95 151H96V152H95ZM100 151H101L102 155L99 153ZM115 151H116L117 154L115 153ZM120 151H121V152L124 151L123 153H124V154L126 153L125 155H127V156L129 157V159H128L123 153H121V155H120ZM131 151H134V152H131ZM141 151H142V153H141ZM148 151H149V153H148ZM28 152H29V154H28ZM35 152H36V155L33 154V153H35ZM81 152H82V153H81ZM103 152H104L105 154H103ZM130 152H131V155H132L131 157H130V154H129ZM144 152H145V153H144ZM162 152H163V153L158 152V154H166V152H164L163 150H162ZM26 153H27V154H26ZM37 153H39V154H37ZM64 153H65V155H62V154H64ZM74 153H75V154H74ZM78 153H79V154H78ZM118 153H119V154H118ZM127 153H128L129 155H128ZM132 153H133V154H132ZM190 153H191V152H190ZM13 154H12V155H13ZM19 154H20V155H19ZM24 154H25V155H24ZM30 154H32V157H35V158L29 157ZM66 154H67L68 156H66ZM95 154H96V155H95ZM140 154H142V155H140ZM94 155H95V156H94ZM104 155H105V156H104ZM106 155H107V156H106ZM115 155H116V156H115ZM118 155H119V156H118ZM122 155H123V158H122ZM135 155H136V156H135ZM137 155H138V156H137ZM192 155H193V154H192ZM18 156H19V158H18ZM23 156H24V157H23ZM30 156H31V155H30ZM70 156H71V157H70ZM84 156H85V157H84ZM109 156H110V158H109ZM133 156H134V157H133ZM21 157H22V158H21ZM68 157H69V158H68ZM103 157H104V158H103ZM114 157H115V159H114ZM124 157H125L126 159H125ZM135 157H136V161H135ZM137 157H138V158H137ZM141 157H143V159H142L143 162L139 159V158H141ZM145 157H146V156H145ZM16 158H17V159H16ZM31 158H32L33 160H32ZM37 158H38V159H37ZM42 158H43V159H42ZM82 158H83V159H82ZM84 158H85V159H84ZM98 158H99V159H98ZM112 158H113V161H112ZM116 158H117V159H116ZM132 158H133V161H132ZM25 159H26V163H27V164L24 163V162H25V161H24ZM97 159H98V160H97ZM137 159H138V160H137ZM28 160H29V161H28ZM44 160H45V161H44ZM72 160H73V161H72ZM104 160H109L110 162H112V163L115 164V165H117V163H118V165H117L118 167H115V165L113 166V165L109 164V162L106 163ZM127 160H128V161H127ZM144 160H145V161H144ZM20 161H21V162H20ZM70 161H71V162H70ZM115 161H116V162L119 161V162L114 163ZM122 161H123V162H122ZM129 161H130V162H129ZM138 161L140 162V166H139V167H137V166L139 165V162H138ZM148 161L151 163V166H153L152 163L155 164V165H156V169H155L154 167L152 168V167L149 165L150 163H149ZM153 161H154V162H153ZM134 162H136L135 164L137 165V166H136L137 169H136V167H135V164H133ZM146 162H148L149 164H147ZM176 162L179 163V165H178ZM180 162H181V161H180ZM183 162H184V161H183ZM217 162H222V160H221V161H220V160H219V161L217 160ZM230 162H231V160H230ZM22 163H23V164H22ZM69 163H70V164H69ZM120 163H121V164H120ZM126 163H127V164H126ZM137 163H138V164H137ZM175 163H176L177 165H176ZM215 163H216V161H215ZM215 163H214V166H215ZM21 164H22V165H21ZM52 164H53V165H52ZM95 164H96V166H95ZM131 164H132V166H131ZM223 164H225V163L223 162ZM223 164H222V165H223ZM127 165H129V168H128ZM155 165H154V166H155ZM216 165L219 166L218 168H220V167L223 168V167H226L227 164H225V165H223V166H220L221 164L218 165V163H217ZM228 165H229V164H228ZM228 165H227V166H228ZM17 166H16V167H17ZM58 166H62V165L60 164V165H58ZM69 166H68V167H69ZM104 166H105V167H104ZM119 166H121L122 169H120ZM130 166H131V167H130ZM133 166H134V167H133ZM149 166H150V167H149ZM157 166H158L159 169H162L163 172H162L161 170L159 171V169H157ZM163 166H164V167H163ZM168 166H169V167L172 166V167L169 168ZM217 166L215 167L217 170H222L221 168L218 169ZM238 166H239V165H234V168H237ZM19 167H18V168H19ZM144 167H141V169H139V170L142 171V168H144ZM167 167H168L169 169H167ZM182 167H183V169H182ZM207 167H208V166H207ZM228 167H229V166H228ZM231 167H232V165H231ZM231 167H229V168H225V169L223 168V169L229 171V169H230ZM52 168H51V169H52ZM90 168H91V167H90ZM127 168H128V169H127ZM130 168H131V169H130ZM132 168H133V169H132ZM164 168H166V169H164ZM179 168H180V169H179ZM209 168H210V167H209ZM234 168L232 167L230 170L235 171ZM126 169H127V170H126ZM163 169H164V170H163ZM181 169H182V171H181ZM187 169H188V170H187ZM237 169H238V168H237ZM154 170H156V171H154ZM157 170H158V171H157ZM166 170H167V171H166ZM172 170H173V171H172ZM224 170L221 171L223 175H225V173H223ZM122 171H123V172H122ZM148 171H147V172H148ZM164 171H165V172H164ZM175 171H176V172H175ZM228 171H225V172H228ZM233 171H232V172L230 171L231 173H226V175L228 176V177H227V178H228V181H227V179H224L225 176H223V175H219V174L221 173L220 171H219V172H218V171H217V172H214V174H213L214 176L212 175L213 177L210 178V179H211V184L209 183V187L207 188V191L205 190V191H203V192H199V193L197 194V196H199V197H197V198H198V201H204V202H206L207 200H208V202L216 201V200H217V201H224V200H227V199L233 198V196H235V198L232 199V201H231L233 204H235L238 200H240V199L244 196V193H245V191H244V187H245V185H244V181L242 182V181L240 180L239 183H238V182L236 183V182H234V181H231L232 179L230 180L231 176H229L228 174L233 175ZM131 172H130V173H131ZM171 172H172V174H171ZM202 172H203V173H202ZM134 173H137V172H134ZM200 173H201V175H202V174H204L205 172L202 170V171H199V173H196V174H198L199 176H201ZM174 174H175V175H174ZM181 174H182V175H181ZM215 174H218L219 176H217V175H215ZM129 175H130V174H129ZM131 175H132V174H131ZM136 175H137V174H136ZM204 175L207 176L208 174L206 173V174H204ZM204 175H203V176H204ZM203 176H202V178H203ZM205 176H204V177H205ZM214 177H216V178L218 177V179L216 180V178H214ZM232 177H234V176H232ZM212 178H213V179H212ZM225 178H226V177H225ZM252 178H253V177H252ZM219 179H220L221 181L226 180V181H227V184L224 185V183H221ZM215 181H216V182H215ZM226 181H223V182H226ZM212 182H213V183H212ZM218 182H220L222 185H224V186H223V189H222V187H221L222 185H221L220 183H219V184H220V185H219L220 187L217 186V185H218ZM231 182H232V183H231ZM240 182H241L242 184H241ZM212 184H213V185H212ZM215 184H216V185H215ZM229 184H230V186H229ZM232 184H233V185H232ZM237 184H238V185H237ZM215 186L218 187L220 190H219L218 188L215 189V188H216ZM226 186H227V187H226ZM228 186H229V187H228ZM231 186H232V187H231ZM240 186H241V187H240ZM210 187H211V188H210ZM224 187H225V189H224ZM226 188H227V189H226ZM212 190H214V191H212ZM216 190H217V191H216ZM223 190H224L225 195H226L227 197H225L224 192H222ZM227 191H228V193H226ZM235 191L237 192L236 195H234V192H235ZM238 191H239L240 193H239ZM206 192H207V193H206ZM209 192H210V193H209ZM220 192H221V193H220ZM201 193H202L203 195H202ZM208 193H209V195H208ZM199 194H200V195H199ZM222 194H223V195H222ZM249 194H250V193H249ZM224 197H225V199H224ZM202 198H203V200H202ZM210 200H211V201H210ZM234 202H235V203H234ZM203 204H204V203H203ZM166 220H167V219H166ZM39 222H40V221H36V220L33 221L32 218H31V219L23 220V221L20 222L18 225H16V227L14 228V231L19 230V229H22V228H25V226H29V225H30V226H33L35 223L38 224ZM33 223H34V224H33ZM165 223H166V222H165ZM93 224H94V223H92V224H85V225H82V226L79 227L80 230H78L77 232L75 231V232H76V233L81 232V235H82V234L85 235L86 232H91V231L95 230V229L99 226V225H97L96 223H95V225H93ZM22 225H23V226H22ZM149 225H150V223H148V222H147V223L144 222V223H142L141 225H138L139 227H138V226H136V227H128V228H126V229H125V228H124V229L122 228V229L117 230V231H116V230H113V229H110V230H107V229H106V230H104L105 233L102 234L101 236H99V237H101V238H98V239H97L98 243H97V241H94L95 243L92 242L89 246L99 244V241L101 242V241L104 240L106 237H107V238H106L105 240H107V241H111L112 238H113V236H115V237H117V238L120 236V238H122V239L124 240V238L128 237L127 235H131V234L133 233L131 237L133 238V240H134V238H135L134 241H136V242L139 241V242H140V240H141L142 238H144V239H143L144 241L141 242L140 244H142V245L145 244V243L147 244V245L145 244L146 246H145V245H143V246L140 245V249H142V250H141L139 253H141V254H140V256H141V255H143V254L145 253V252H143V249L147 248V246H148V248H149V246H151L150 244L148 245V243H150V240H151L150 237L153 236L152 238H155V237H158L157 235H165V236H167V237H169V238H170V237H171V238H173V237H174V238H178L177 235L179 236V234L182 233V230H180V229H178V228H177V229H172L173 231H171V229H167V230H166V229H164V228H161V226H164V225H161L160 227L158 226V228L150 229V228H149ZM96 226H97V227H96ZM141 226H142V227H141ZM92 227H93V228H92ZM164 227H165V226H164ZM89 228H90V229L92 228V229L90 230ZM87 229H88V231H87ZM138 229H139V230H138ZM89 230H90V231H89ZM204 230H205V231H204ZM204 230H202L203 232L201 231V233H200L202 237L199 236L200 234H199V235L196 234L197 236L195 235V236H196L195 240H197V239H198V240H199V239L201 240L202 238H204V239H208V240H207L208 243L211 241V244H213V245L217 244V241L215 240L216 237H214V234H212V233H211L209 230H207L206 228H205ZM206 230H207V231H206ZM108 231H109V232H108ZM130 231H131V232H130ZM138 231H139V232H138ZM143 231H144V232H143ZM164 231H165V232H164ZM169 231H170L171 233H169ZM180 231H181V232H180ZM113 232H114V233H113ZM123 232H124V233H123ZM125 232H128V233L125 235ZM134 232H138V233L135 234ZM205 232H206L207 234H206ZM109 233H110V235H109ZM111 233H112V234H111ZM130 233H131V234H130ZM156 233H157V234H156ZM159 233H160V234H159ZM166 233H169V234H166ZM114 234H115V235H114ZM119 234H120V235H119ZM134 234H135V235H134ZM142 234H145V235H142ZM151 234H152V235H151ZM170 234H171V235H170ZM104 235H105L106 237H105ZM107 235H109V237H108ZM121 235H122V236H121ZM148 235H149L150 237H149ZM175 235H176V237H175ZM205 235H207V236H209V237H207V236H205ZM138 236H139V237H138ZM142 236H143V237H142ZM145 236H146V237H145ZM103 237H104V238H103ZM140 237H142V238H140ZM197 237H199V238H197ZM205 237H207V238H205ZM224 237H226V235H225ZM29 238H30L29 241H27L28 244H26L27 242H25V244H24L23 247H22V248H23V249H22V253L24 252V254H25L24 256L21 255V257L19 256V257H16V258H15V257H10V258H6V259L3 258L2 260H0V264H3V263H4V264H19V262H20V264H21V263H22V264H25V262H26V264H27V263L29 264V262H30V264H32V263H35V264H41L40 259H39V258L37 259V257L34 256V255H35V254H38V255H39V254L43 253L44 250L47 251L48 249H50V247L52 246V244H50L49 240H47V239H45V238H44V240H43L42 238H37V237H29ZM132 238H131V239H132ZM137 238H138L139 240H138ZM147 238H148L149 242H148ZM209 238H210V240H209ZM109 239H111V240H109ZM122 239H121V240H122ZM145 239L147 240V242L145 241ZM212 239H213V240H212ZM216 239H217V238H216ZM113 240H114V239H113ZM119 240H120V239H119ZM200 240H199V241H200ZM57 241H58V242H64L63 240H57ZM114 241H115V240H114ZM114 241H112V242H113V243H112V246H113V247H114V246L117 247V246H116V243H114ZM134 241H133V242H134ZM141 241H142V240H141ZM213 241H216L215 244H214ZM93 243H94V244H93ZM134 243H135V242H134ZM134 243H133V244L131 243L132 245L130 244L131 247H130V245H126V246H124V248H125V249L128 248V247L132 248L133 246L137 245V243H135V245H134ZM257 243H258V242H257ZM59 244H61V243H59ZM119 244H120V243H119ZM119 244H117V245H119ZM138 244H139V243H138ZM46 245H47V246H46ZM48 245H49V246H48ZM258 245H260V246H259L260 248L264 247V244H263V243H258ZM40 246H42L43 248H42V247L40 248ZM137 246H138V245H137ZM137 246H135V247H136V248H139V247H137ZM235 246L237 247L236 249L239 250L238 244H237L236 242H235ZM135 247H134V248H135ZM136 248H135V249H136ZM43 249H44V250H43ZM68 249H69V248H68ZM41 250H43V251L41 252ZM136 250H137V249H136ZM34 251H35V253H34ZM63 251H64V255H63V256L67 257V256H69V254H70V252H71V249L68 251L69 253L67 252V247L63 248ZM112 251H113V252H116L117 249L112 250ZM74 252H75V250L73 249L71 253L73 254ZM101 252H103V251H101ZM101 252H99V253L96 254V255H99V254H100V256H101V254H103V253H101ZM113 252H112V253H113ZM0 253H1V252H0ZM67 253H68V255H66ZM104 254H105V252H104ZM104 254L102 255V257L99 256V259L101 258V259H100V263H97V261L94 262V260H96L98 256L94 257V260H93L94 264H96V263H97V264H104L108 259H111V258H110V255H107V256L104 257V259H103ZM113 254H115V253H113ZM113 254H111V255L113 256ZM0 255H1V254H0ZM108 256H109V257H108ZM114 256L117 258L118 254H115ZM249 256H250L249 253L244 254V255L242 256V258H239V259H238V258H234V256H233L232 258H230L229 256H226V257H223V258L219 259L218 261H217V260L214 261V262L211 261L212 263L209 262V263H207V264H257V262L254 260V258H251V256H250V257H249ZM115 257H114V258H115ZM207 257H208V256H207ZM248 257H249V258H248ZM0 258H2V257H0ZM25 258H26V259H25ZM30 258H33V259H30ZM106 258H108V259H106ZM114 258L111 259V261L113 262L112 264H115V263H116V264H124V261L121 262V261L119 260V258H117V259H114ZM208 258H210V254H209V257H208ZM13 259H14V260H13ZM105 259H106V260H105ZM228 259L230 260V262L226 263ZM34 260H35V262H34ZM104 260H105V261H104ZM118 260H119V261H118ZM229 260H228V261H229ZM32 261H33V262H32ZM103 261H104V263H103ZM191 261H192L193 263L203 264V263H201L199 260H191ZM5 262H6V263H5ZM55 262H56V260H55L54 262H53V260H49L46 264H48V263H49V264H53V263H55ZM57 262H58V261H57ZM98 262H99V261H98ZM114 262H115V263H114ZM224 262H225V263H224Z\"/></svg>",
  "mask_w": 264,
  "mask_h": 264
}]
</instances>
